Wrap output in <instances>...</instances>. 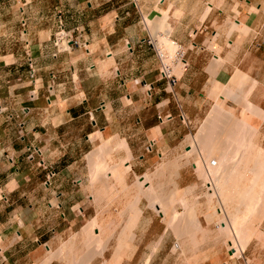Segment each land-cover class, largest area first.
Wrapping results in <instances>:
<instances>
[{
	"label": "crops",
	"instance_id": "obj_1",
	"mask_svg": "<svg viewBox=\"0 0 264 264\" xmlns=\"http://www.w3.org/2000/svg\"><path fill=\"white\" fill-rule=\"evenodd\" d=\"M20 2L18 25L0 22V264H43L49 244L81 221L80 167L94 137L124 142L125 172L142 175L178 149L182 115L202 117L210 91L223 102V93H248L264 113V1ZM61 24L80 37L54 57ZM150 35L186 49L174 92ZM251 246L254 264H264V247Z\"/></svg>",
	"mask_w": 264,
	"mask_h": 264
},
{
	"label": "rangeland",
	"instance_id": "obj_2",
	"mask_svg": "<svg viewBox=\"0 0 264 264\" xmlns=\"http://www.w3.org/2000/svg\"><path fill=\"white\" fill-rule=\"evenodd\" d=\"M19 6L20 0H0V22H8L10 27L18 25ZM3 32L5 31L0 30V33ZM161 41L166 45L171 44L165 38H161ZM182 66L180 63L178 69ZM223 95L224 102L219 100V94L214 95L210 91L203 116L186 117L185 136L178 149L173 152L163 151L161 156L156 155L153 167L142 175H135L133 171L125 172L128 158L120 157L124 153V147L115 146L116 142L126 145L124 142L116 138H102L100 135L96 139L94 137L95 147L83 159L80 167V200L84 204L76 206L75 211L81 215V221L72 230L57 235L49 244L46 257L52 254L53 261L61 264H85L90 258L115 263L121 253L119 264H254L251 245L257 243L259 247H264V241H260L264 237V169L263 175L260 172L261 177L258 180L262 181L259 182L253 180L256 178L255 168L252 169L254 173L247 168L249 177H246V183L249 188L253 185L251 189L245 190L247 195L243 205H233L232 211L237 216L235 224L232 223L233 228H228L229 231L219 226L221 217L215 211L216 201L211 203L213 206L209 202L211 182L206 174L210 169L209 161L218 159L222 150L219 148L218 153H215L212 145L215 148V145L225 147L230 152L232 161L243 150H251V147L248 149L249 142L251 146L256 144L261 147L264 152V113L258 109L255 114L248 111L241 101L244 93ZM226 111L232 112L233 116H229ZM189 146L192 149L196 146V149L189 153ZM195 165H198L199 170H195ZM204 165L208 168L205 169ZM143 176L148 179V184L138 183V178ZM149 186L161 194L160 201L164 202L163 206L171 210L168 215L159 213L157 206L152 205L150 199L144 195ZM135 197L140 199L137 207L142 210V214L132 229L133 232L131 231L133 234L130 233L131 236L126 238L124 227L129 221V207L136 200ZM250 199L252 202H249ZM193 211L198 212L195 218L189 215ZM204 217H207L209 224L204 225L203 222L201 226L199 220ZM93 220H96L97 230L94 228L93 232L91 230L86 234V225ZM121 238L126 239L124 246L120 245ZM229 241L235 245V255L230 254Z\"/></svg>",
	"mask_w": 264,
	"mask_h": 264
},
{
	"label": "bare ground",
	"instance_id": "obj_3",
	"mask_svg": "<svg viewBox=\"0 0 264 264\" xmlns=\"http://www.w3.org/2000/svg\"><path fill=\"white\" fill-rule=\"evenodd\" d=\"M169 41V40H168ZM168 41H166V42H168ZM170 43V42H169ZM165 49H169L170 50V52H171V50H174V51H172L171 53H174V52H176L177 51V48L176 47H174V46H171V44L170 45H165ZM242 78V77H241ZM243 79V78H242ZM249 80V79H248ZM255 81V80H254ZM248 86V85H247ZM224 87V86H223ZM240 87V86H239ZM217 90V89H216ZM215 90V91H216ZM219 90H222V92H225V91H227L226 89H225V91H223L224 89H219ZM218 91V90H217ZM227 92H229V91H227ZM226 92V93H227ZM243 92V91H242ZM220 93V92H219ZM233 93V92H232ZM228 94V93H227ZM245 94V93H244ZM215 95H217L216 93H215ZM220 96L222 95V94H219ZM240 95H242V94H240ZM247 95H248V93H247ZM247 95L245 94L244 95V97L243 98H241V101H242V103H244L245 104V106L247 107V109H248V111L250 110V111H252L253 112V114H255V112H256V110L258 109L257 107H255L252 103H250L248 100H247ZM219 96V97H220ZM217 97V96H216ZM225 97V96H224ZM238 97H240V96H238ZM240 101V100H239ZM219 105V104H218ZM217 105V107L218 108H222L221 106H218ZM238 105V104H237ZM216 107V106H215ZM244 108V107H243ZM245 109V108H244ZM224 110V109H223ZM233 111V110H232ZM226 113L227 114H229V116L230 115H232L231 113H230V111L228 112V111H226ZM258 113V112H257ZM216 114V113H215ZM234 114V113H233ZM227 116V115H226ZM233 116V115H232ZM213 121V120H212ZM211 121V122H212ZM242 123V122H241ZM205 124V123H204ZM203 124V125H204ZM226 124V123H225ZM227 124H229V122L227 123ZM227 126V125H226ZM225 125H224V127H226ZM230 126V125H229ZM247 126V125H246ZM245 126V127H246ZM228 127V126H227ZM243 127V126H242ZM249 127V126H248ZM208 129V128H207ZM206 129V130H207ZM238 129V128H237ZM205 130V131H206ZM224 130V129H223ZM244 132V131H243ZM224 133V132H223ZM239 134V133H238ZM242 135V134H241ZM236 136V135H235ZM246 136H247V134H246ZM249 136H247L246 138H248ZM255 137V136H254ZM242 139H244V138H242ZM245 140V139H244ZM193 141V140H192ZM246 141V140H245ZM228 142V141H227ZM121 142H116V144H115V146H123V147H125V145H122V144H120ZM201 143V142H200ZM219 143V142H218ZM248 143V142H247ZM250 143L251 142H249V146H248V149H249V147H251V150L249 149V150H243L242 152V154H240L239 156H237L236 158H235V160L234 161H232V160H230V152L228 151V150H226V149H224V148H222V147H218L217 145H215L216 146V148L215 147H213L214 145H212V148H214V152L215 153H218V150H219V148H221L220 150H221V153H219L220 155L217 157L218 159H213V160H210L209 161V163H208V166H209V168L210 169H208V171H207V176H208V179H209V181L211 182V184H210V193H209V195H208V198H209V202H210V204L211 203H213V202H215V203H217V205L214 203V205H216V208H215V211H216V213H217V215L219 216V217H221L220 218V221H219V223H220V227H221V229H223V230H225V229H228L229 227H230V230L233 228V226H232V223L233 224H235L234 223V220L236 219V217L235 216H237V213L234 211H232V209H233V205L235 206V205H237L238 206V204H241V205H243L242 204V202L244 201V199L246 198V192H245V190H248V189H251V186L253 185L252 183H251V181H250V183L252 184L251 186H250V188L248 187V185H247V180H246V177L248 178L249 176L247 175V173H248V171H247V168H250L251 169V172L252 173H254L253 172V170L252 169H254L255 168V176H256V178L255 179H253L254 181H257L261 176V173L260 172H262L263 171V169H264V152H263V150L261 149V147H259V146H257L256 144H254L255 146H251L250 145ZM216 144V143H215ZM194 145V144H193ZM196 146H197V143L195 144ZM199 145V144H198ZM248 145V144H247ZM195 146V147H196ZM193 148V149H196V148ZM200 147V146H199ZM242 147V146H241ZM102 148V147H101ZM120 148V147H119ZM126 148V147H125ZM189 148H191V146H189ZM247 148V147H246ZM192 148L188 151L189 153H192V151H194ZM212 151H213V149H212ZM103 153V152H102ZM102 153L100 154V155H102ZM201 153V152H200ZM205 153V152H204ZM208 153V152H207ZM103 154H105V153H103ZM207 155V154H206ZM218 155V154H217ZM238 155V154H237ZM234 156H236V155H234ZM100 157V156H99ZM207 159V158H206ZM215 161V164L216 165H212V163ZM190 162V161H189ZM229 162H231V163H229ZM207 163V162H206ZM205 163V165H207ZM201 165V164H200ZM205 165H204V167H205ZM200 167V166H199ZM208 168V167H207ZM206 167H205V169H207ZM128 169L130 170V165L128 166ZM195 170H199L198 169V165H195ZM246 171V172H245ZM197 172V171H196ZM200 172H201V170H200ZM120 175V174H119ZM254 175V174H253ZM262 175H263V172H262ZM264 176V175H263ZM138 179H140V181L138 182L139 184H144V182L146 183V184H148L149 182H148V179H146V177L145 176H143V177H139ZM246 180V181H245ZM252 180V181H253ZM259 181V180H258ZM260 181H262V180H260ZM259 181V182H260ZM249 182V181H248ZM249 183V184H250ZM253 183H255V182H253ZM256 184H257V182H256ZM259 184V183H258ZM254 187V186H253ZM256 187V186H255ZM147 189V191L144 193V195L146 196V197H148L149 199H150V202H151V204L152 205H155V206H157V210H158V212L159 213H161L162 215H168L169 214V212L171 211L170 209H168V208H165L163 205H164V202H162V201H160V198H161V194L158 192V190H156V189H154L153 187H147L146 188ZM117 190V189H116ZM254 190V189H253ZM252 190V191H253ZM250 191V190H249ZM254 192V191H253ZM250 193H251V191H250ZM100 194V193H99ZM179 194H181V193H179ZM256 194H254V196H255ZM250 196V195H249ZM252 197H253V195H251ZM251 197V198H252ZM255 198V197H254ZM135 199H136V197H135ZM251 200V199H250ZM255 200V199H254ZM253 200V201H254ZM139 201H140V199H139V197L135 200V201H133L132 202V204H131V206L129 207L130 208V210H129V212H130V216H129V221H128V223L126 224L127 226L126 227H124L125 228V231H124V237H126V238H128V237H130L131 236V234H133V233H131V231H132V229L135 227V225H136V223H138V221H139V218H140V215L142 214V210L141 209H139L137 206H138V203H139ZM249 202H252V200L251 201H249ZM249 202H247V203H249ZM257 202V201H256ZM170 203V202H169ZM207 203V202H206ZM256 205L258 204V203H255ZM212 205V204H211ZM219 205V206H218ZM249 205H250V203H249ZM252 205V204H251ZM187 206V205H186ZM213 206V205H212ZM218 206V207H217ZM240 206V205H239ZM253 206V205H252ZM259 206V205H258ZM236 207V206H235ZM214 208V207H213ZM253 208V207H252ZM237 209V208H236ZM193 210V209H192ZM197 210V209H196ZM208 210V209H207ZM264 210V209H263ZM191 211V210H190ZM214 212V211H213ZM198 212H196V211H193L192 213L190 212V216L192 217V218H195L196 217V214H197ZM164 216V217H165ZM170 218V217H169ZM262 218V217H261ZM196 220V219H195ZM169 221H171V220H169ZM186 221H187V219H186ZM236 221V220H235ZM193 222V221H192ZM255 225V224H254ZM87 227L85 228V233L86 234H88L89 233V231H91L92 230V232H93V229L95 228V227H97V223H96V220H93V221H91V222H89V224L88 225H86ZM125 226V225H124ZM193 226V225H192ZM95 230H97V228H95ZM94 230V231H95ZM228 231H229V229H228ZM232 231H234V230H232ZM252 231V230H251ZM91 232V233H92ZM123 232V231H122ZM133 232V231H132ZM219 232V231H218ZM95 233V232H94ZM131 233V234H130ZM204 233V232H203ZM207 233V232H206ZM94 235V234H93ZM130 235V236H129ZM190 235V234H189ZM87 236V235H86ZM96 236H98V235H96ZM80 237V236H79ZM236 237V236H235ZM197 238V237H196ZM97 239V238H96ZM100 239H101V237H100ZM233 239V238H232ZM126 239H124V238H121V240H120V245H122V246H124L125 244H126V241H125ZM203 241V240H202ZM218 242V241H217ZM197 244V243H196ZM200 243L198 242V245H199ZM248 244V243H247ZM238 245V244H237ZM234 246L235 245H233V242L232 241H229V247H230V249L229 250H231V252H232V254L233 255H235V253L236 252H234L235 251V249H234ZM56 249V248H55ZM54 249V250H55ZM192 249V248H191ZM190 248H189V250H191ZM242 250H244L243 248H242ZM53 251V250H52ZM241 252V251H240ZM129 255H130V253H129ZM121 253H120V256H117V260H115L116 262H118V260H121ZM44 258V257H43ZM185 258V257H184ZM54 260V256L52 255V254H50V255H48L46 258H45V260H44V262H43V264H49L51 261H53ZM43 261V260H42Z\"/></svg>",
	"mask_w": 264,
	"mask_h": 264
},
{
	"label": "built area",
	"instance_id": "obj_4",
	"mask_svg": "<svg viewBox=\"0 0 264 264\" xmlns=\"http://www.w3.org/2000/svg\"><path fill=\"white\" fill-rule=\"evenodd\" d=\"M78 37H80V31H77L76 33H73L72 31L67 32L61 24L59 26V30L55 34V38L53 39V44L56 49V52L53 54V56L57 57L58 53L68 51L69 49H71L72 46L78 45ZM168 40L171 42V46L177 48L176 52L171 53L168 49H165L166 44L160 39L154 37L153 35H150L148 37L147 42L153 47L157 56L160 59L161 79L166 80L170 91L174 92V89L181 78L182 72L187 67V61L185 60L186 49L176 41L171 40L169 38ZM27 62L30 68V78L35 81L37 76V67L34 58L29 53H27ZM180 63H182L183 66L178 69ZM159 119L161 122H164V120H172L173 117L171 115H165L164 117L159 115ZM182 119L186 121V118L183 115ZM212 165H216L215 161L212 163ZM53 175L54 173L52 174V176Z\"/></svg>",
	"mask_w": 264,
	"mask_h": 264
},
{
	"label": "water",
	"instance_id": "obj_5",
	"mask_svg": "<svg viewBox=\"0 0 264 264\" xmlns=\"http://www.w3.org/2000/svg\"><path fill=\"white\" fill-rule=\"evenodd\" d=\"M230 254H232V252Z\"/></svg>",
	"mask_w": 264,
	"mask_h": 264
}]
</instances>
